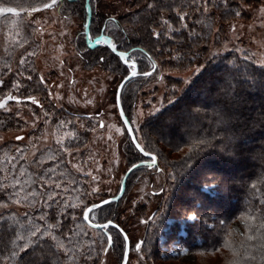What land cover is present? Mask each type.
Listing matches in <instances>:
<instances>
[{
    "label": "rangeland",
    "instance_id": "rangeland-1",
    "mask_svg": "<svg viewBox=\"0 0 264 264\" xmlns=\"http://www.w3.org/2000/svg\"><path fill=\"white\" fill-rule=\"evenodd\" d=\"M22 1L24 0H0V50L7 51L8 47L17 49L18 54L15 55L14 60L16 59L21 67V70L17 72L16 67L18 66L14 60L4 61L1 64L0 78H8L9 84L0 92V102L4 101L8 94L18 99L8 101L7 111L0 108L1 114L13 115L16 119L13 127H0V213H10L12 217H15L14 211L18 217H26V222L22 223L29 225L22 226L21 229L25 232L19 234L29 238H32L30 229L39 227L43 232L48 224H55L59 221L61 226L56 228L53 234L67 248L77 246L76 253L80 261L75 264H92V259L97 256L98 252L100 255L96 264H104L105 261L107 264H115L118 256L112 252L105 256L96 245L97 241H103L101 233L93 231L89 225L90 228L81 222V207L93 199L86 195L92 183V176L98 179H109L107 169L113 166L114 161L119 157L120 163L111 174L115 179L111 181L110 187L104 186L106 192L115 195L120 189L123 170L127 167L123 155L124 144L121 143L124 138L120 132L116 131L121 124L111 109L113 87L107 79L110 72L100 67L85 68V62L76 48V42L80 36L77 32L82 28V19H77L71 13L69 15L65 5L60 4L62 0H56V5L51 8H44L43 5L52 4V0L26 2L25 4ZM104 1L110 4L113 2L117 7V12L110 13V15L128 14V20H138L140 10L133 7V4L125 3V0ZM216 1L224 5L223 0ZM255 1L247 0L244 12L248 16L241 15L224 22L227 37L219 35L218 40L221 42L218 46L212 47L213 52L224 53L234 50L241 57L244 56L243 53H247L249 59L253 60L256 65L264 62V16L258 11L264 4V0ZM240 2L241 0H236L235 3ZM93 3L98 9V0H93ZM58 5H61L60 10ZM208 8L210 9V5ZM175 13L178 16L180 27L187 28L184 27L188 24L186 16L181 21L178 15L187 12L176 9ZM205 14L209 15L210 11ZM124 18L121 20L125 21ZM165 20L171 28H174L173 23L165 14L160 19L161 26L157 28V31L161 32L162 27H168L163 24ZM85 22L86 19L83 28ZM28 29H31L30 33H33L32 39L31 34L27 33ZM218 29L219 24L215 25L214 32H218ZM214 35L213 33L212 41ZM30 58L33 60L36 76L39 80L43 77L45 81L43 89L46 91V101L38 94L29 92L23 95L21 91L13 87L16 83L22 86L23 81H28V71L22 68L25 63L31 61ZM22 59L25 61L23 65L20 63ZM147 66L149 69L150 63ZM197 66L189 69H195ZM148 71H151V68ZM186 74H190L188 69L179 71L178 74L176 70L161 69L149 77L140 76L132 80L130 83H134L139 78L138 81L146 82L138 91L139 95L129 113L133 119H136L137 111L142 110L144 113L140 118V123L133 126L140 127V124L151 116L148 114L152 105L147 104L148 100H152L155 106H160L163 100L166 106L165 97L171 96L170 90L177 85L169 87L165 78L178 79V76ZM217 74L214 72V75ZM160 76L164 77L163 82H160ZM29 97H34L39 104H32ZM257 110H259L258 107ZM45 111L49 113L47 118L44 116ZM46 119L47 123H45ZM61 121L65 123L61 125ZM102 124L104 127H101ZM164 132L166 134V131ZM136 135L140 137V132ZM170 135L173 136V134ZM18 136L23 139L18 140ZM110 136L111 141L108 139ZM58 139L62 140L63 146L69 149L71 155L63 151L61 145L57 143ZM251 144L253 143L245 142L242 145L247 148ZM169 156L174 157L175 154L169 153ZM35 162L38 164V171L34 170ZM49 169H55V172L49 174ZM203 169L205 172L211 170L209 166ZM167 171L170 172V169L167 168ZM236 171V174L229 175L230 179L236 176L243 178L245 172L242 167ZM89 172L92 175H86ZM165 176V172L153 168H141L130 174L129 178L127 177L131 178L132 188L119 201L120 208L127 205L145 206L146 212H149V226L143 227L142 223H139V216L134 223L127 226L130 237L134 240L142 239L146 229L149 233H159L157 240L160 252L153 257L156 264H223L226 262L227 257L229 258L226 250L220 249L215 253L197 254L188 247L186 239L181 238L186 235L184 224L191 221L184 218L166 217L164 194L160 198L162 207L158 208L157 195L153 193L158 192L161 186L167 189L168 183ZM221 176L225 179L228 177L223 174ZM43 180L47 183H43ZM56 184L60 187L56 188ZM212 186L203 189L208 191ZM184 187L191 191L189 186L184 185ZM47 191H52L56 203L48 201ZM40 193H45V195H40ZM33 194L37 198L41 197L37 205L33 204L35 208H32L28 202ZM46 203L52 204V207L57 206L55 220L50 216L52 207H45ZM73 205L75 207H72ZM60 210H63V214ZM227 211L223 209L221 212L228 214ZM42 215L46 217L47 223L39 219ZM73 216L77 217L76 222L72 221ZM63 218L67 219L65 228L62 227ZM143 220L144 217L141 221ZM239 224V221H236L230 225L238 234L241 231ZM211 225L212 222H209L207 226ZM43 238L50 240L59 249L60 245L57 241L51 240L47 235L41 239ZM89 251L92 252V258L82 255ZM61 252L65 258L61 264H72V255L68 256L64 251ZM130 255L132 264H136L135 253H130ZM5 256L7 255H0V261ZM9 264H14V262H9Z\"/></svg>",
    "mask_w": 264,
    "mask_h": 264
},
{
    "label": "trees",
    "instance_id": "trees-1",
    "mask_svg": "<svg viewBox=\"0 0 264 264\" xmlns=\"http://www.w3.org/2000/svg\"><path fill=\"white\" fill-rule=\"evenodd\" d=\"M35 1L40 2L42 0H24L22 2L25 4L26 2L34 3ZM124 2L129 5L133 4V7H137L140 10L138 20H128L127 14L116 16L118 19L115 22L109 21L108 17L113 16L110 13L117 12L115 4L113 2L110 4L104 0H98L97 9L94 6L93 0H89L88 3H90L91 9L89 33L93 38L96 37L99 34L98 30L104 28L107 22L105 35L112 37L115 42L122 46V50L127 51L134 59L140 61V68L142 70L148 69L149 56L152 57L153 62L157 63V70H176L178 62L169 60L167 55L169 50L173 54L181 51L187 54L188 57L198 54L200 57L199 62L203 63L213 53L212 47L214 45L218 46L221 42L218 40L219 35L227 37L224 22L235 17L233 12L236 10L237 5L235 3L236 0H229L227 7L215 0V4H209L210 14L208 15L192 6V0H125ZM147 3H153V9L148 10L143 7ZM60 4L65 5L66 12L69 15L71 13L77 19H82V28L77 32V35L80 36L78 37L79 42L76 40V48L79 51L81 59L85 62V68L100 67L109 71L110 66L107 63H101L99 59L101 56H110L107 49L101 46L90 48L86 44L83 28V23L86 19L85 0H62ZM61 5H58L59 10ZM176 9H179L181 12H187V28L180 27L178 16L175 13ZM165 14L170 19V22L173 23L174 28L178 27L179 29L180 27V29L179 31H175L176 29L172 27L173 31L168 32L169 28L167 26L162 27L161 32L165 34L161 35L157 41L155 37L147 35L145 23L151 16L155 17L161 26L160 19ZM242 16H248V14L243 11ZM123 17H125V21H122ZM218 24L219 31L215 33L214 27ZM149 27H156V24H152ZM30 30L28 29L27 33L31 34L32 39L34 36L33 33H30ZM213 33L215 35L212 41ZM160 50H163L165 55L161 56L159 54ZM17 54L18 50L10 49V47H8L7 51L0 50V71L2 69L1 64L4 61L12 62ZM224 56H228L229 59L227 61L223 60L222 57ZM229 61H236L234 71L240 74V79L237 82L236 100L231 104L225 102L222 97L216 96L217 85L221 83L223 73L226 69L232 67ZM14 62L18 66L16 67L17 72L20 71L21 67L17 63V60L15 59ZM195 65H198L197 61L193 60L189 63L188 59H184L183 67H180L178 71L189 69ZM22 70H27L28 76L31 75L32 79L23 81L22 86L18 90L23 95H27L29 92L38 94L46 101V91L36 76L33 60L31 59V61L25 63ZM214 72L218 74L214 75ZM248 75L254 76L256 78L255 81L247 79ZM0 80L4 81V84L0 85L1 92L4 90L3 87L8 86L9 80L8 78H0ZM138 80L134 83H129L131 85H126L125 96L131 97L125 103L127 113H130L132 104L139 95L138 91L146 83ZM176 80L170 77L165 78L169 87L172 85L182 87V81L180 84H176ZM218 105H224L225 111L236 118L230 128V131L234 132L238 137V140L235 142V155L231 157L225 156L216 147L205 148L192 165V168L188 170L184 177H181V185L189 186L191 191H196L201 187L198 181L203 178V175L205 173H214L216 175H227L226 180L230 187L228 191L216 190L215 185L210 187L208 191H204L203 188L200 189L203 194L202 198L205 200V206L201 209L202 214L205 216L202 218L207 219V215L211 213L212 218L207 219V222H212V225L207 226L194 221H188L184 224L186 235L181 239H186L185 242L188 247L197 254L215 253L220 249L226 250L229 258L227 257L226 262L223 264H264V228L260 227L261 224H264V206L261 205V201L264 200V185L258 182L261 165L259 161H254L251 158V153L261 147V145H264V123H261L259 119L264 115V68L256 65L249 58L245 60L244 56L241 57L234 50L220 53L199 75L193 77L191 83L185 86L181 93L177 94V98L173 103L166 104L161 111L151 115L143 122L142 126L145 128L143 133L140 132L141 142L147 143L143 139L146 135L151 142L149 148L152 152L158 154L157 162L160 167L168 168L170 172L173 170L179 172L183 167L185 152H187L189 146L200 139H207L218 144L220 141H215L214 137H222L226 131H229V129H221V125L215 115L213 108ZM49 106L53 109L50 103ZM257 107L259 110H257ZM197 109L199 110L198 112ZM190 112H193V115L184 124ZM170 117L177 118V123L170 125L168 123ZM14 123H16V119L13 115L0 113V127H13ZM154 129H163L162 136L157 135L153 131ZM164 131H166V134ZM170 134H173V136ZM245 142L253 144L246 148L242 145ZM169 153H174L175 156L170 157ZM205 166H209L211 170L205 172L203 169ZM34 167V170L38 171V164L36 162ZM239 167H242V170L245 172L243 178L236 176L230 179L229 175L236 174V170ZM128 178L127 190L123 193V197L132 188L130 181L132 176L130 179ZM167 183L169 186L170 181H167ZM252 183H257V190L251 189ZM162 196L163 194L156 196L159 204L158 208L162 207V199H160ZM40 198L35 197L33 199V197H30L28 199L32 208H35L33 204H36ZM190 206L189 204L165 206V215L166 217L171 216L175 219H181L183 218L184 208ZM212 206L215 209L211 208ZM56 207V205H53L50 213V216H52L55 212V218L57 217ZM223 209H227L229 213L223 214L221 212ZM111 211L112 216L110 218H118V223L127 230L128 234L129 230L127 226L134 223L138 216L139 223H141L143 217L144 220H149V212H146L145 206L132 207L131 205H127L120 208V204L118 203L112 205ZM13 213L15 217H12L10 213H0V255H8V249H10L11 245L8 244L5 247V242L8 241L9 237L15 238L13 230H15L16 234L24 233V229H21L22 226L27 227L29 225L28 223H22L26 222V217H18L16 212L13 211ZM251 217H255V219H251ZM236 221L240 223L241 231L239 234L230 226ZM61 222H63V228L67 227V219L63 218ZM82 223L86 227L90 226L86 222ZM147 225L142 223L143 227ZM158 234L156 232L149 233L146 229L142 237V239H147L148 241L145 253L149 250L151 252V255H146L147 264H156L153 257L157 256L158 252H160L157 240ZM249 236L253 238L248 239ZM40 246L44 249V254H47L50 258V264H61L64 261L65 258L62 252L50 240L46 238L41 239ZM76 247V245L71 246L73 250L71 259H74L75 263L80 261L79 255L76 253ZM112 253L118 257L120 255L118 250ZM37 255H41V258L43 257V254L39 252H37Z\"/></svg>",
    "mask_w": 264,
    "mask_h": 264
},
{
    "label": "snow or ice",
    "instance_id": "snow-or-ice-1",
    "mask_svg": "<svg viewBox=\"0 0 264 264\" xmlns=\"http://www.w3.org/2000/svg\"><path fill=\"white\" fill-rule=\"evenodd\" d=\"M225 7L228 6L229 0H223ZM209 4H215V0H192V6H194L197 10L202 12H209L210 9L208 8ZM247 4V0H241L239 4L236 5V10H234L233 15L235 17H240L242 12L245 9V5ZM56 5V0H52V4H44V8H51ZM86 11L90 10V3L86 4ZM143 7L147 8L148 10L153 9V3H147ZM262 16H264V4L258 9ZM179 19L183 21L187 13L178 14ZM116 16H109V21H117ZM152 24H156V27H149ZM163 24L168 25L169 31H173L171 25L168 24V21H163ZM86 28H90V25L85 24ZM157 27H160V24L156 21L155 17H151L146 20L145 23V30L147 35L150 37H155L157 41L164 35L165 33L157 31ZM187 27V25H184ZM107 30V22L105 23L104 28L98 30V35L95 37V43L97 46H101L107 49L110 53L109 57L101 56L100 62L107 63L109 67V76L107 79L112 83L113 87V94L111 100V109L115 113V116L121 127L116 128L117 132L123 136V140L121 143L124 144V157L127 162V167L123 170L124 171V184L121 189H118L119 195H113L111 192H106L104 186L108 185L110 187L111 181L115 179L111 174L115 171V168L118 167L120 160L119 157L114 161L113 166L107 169L109 174V179H98L96 176H92V183L89 185V191L86 195L91 196L93 199L88 204H84L81 207V215L82 221L81 222H88L91 221L90 227L93 231L99 232L103 236V241H97L96 245L103 252L105 256L109 254V252L119 251L120 255L115 261V264H132V259L130 253H135L136 255V264H147L146 255H151L150 250L145 253L146 245L148 244L147 239H132L127 230L122 227L118 223V218L113 219L110 218L112 216V205L118 204L121 199H123V193L127 190V179L126 177L130 174L136 172L140 168H153L160 172H165L166 181H170L169 186L167 189L163 186L159 188L158 192H154L153 195L159 196L160 194H164L165 196V204L166 206L170 205H191L188 208H184L183 211V218L185 220L194 221L200 224L208 225L207 219L212 218V214L209 213L207 215V219L202 218L205 215L202 214L201 209L205 206V200L202 198V192L200 191L201 188L209 187L211 185H215L216 190L219 191H228L229 190V183L228 181L221 175H216L214 173H205L203 178L198 181L201 185L196 191H188L185 189L184 186L181 185V177H184L185 174L188 172L189 169L192 168V165L196 162V160L201 155L202 151L205 148H218L219 152L225 156H234L235 155V142L238 140V137L234 132L230 131L231 125L235 121V117L229 115L225 111L224 105H218L214 107L215 115L218 118V122L221 125V129H229V131L225 132V135L219 138H215L214 140H219L218 144L213 143L207 139H200L194 142L191 146L188 147L187 152H185L184 157V164L182 169L177 172L173 170L172 172H168L167 169L161 168L157 162V153L152 152L149 148V144L151 143L148 137L145 135L143 139L147 141V143L141 142V137L136 135L137 132L143 133L144 128L140 124V127H134L140 123V118L144 115L143 111H137L136 119H133L132 116L126 112L125 110V103L127 100H130L131 97L125 96L126 85L129 84L132 80L143 76L148 77L151 76L153 73L157 72L158 65L157 63L153 62L152 57L149 56L148 60L150 63L151 71L142 70L140 68V61L134 59L127 51L122 50V46L115 42V40L110 37L109 35H105V31ZM233 30L234 27H233ZM175 31H179L176 29ZM219 31V30H218ZM89 40H92L93 37L90 33H86ZM161 56L165 55L163 50L159 51ZM169 60L177 61V74L179 73L178 69L183 67L184 59H188L189 63L193 60L198 62V66L195 69H188V73L185 76H178L176 80V84H180L181 81L183 83L182 87H173L171 91V96H166L167 104H171L177 98V93H181L183 88L191 83L193 77L195 75H199L205 67L212 63V60H215L217 56L220 55L219 52H213L210 57H208L203 63H200V57L198 54H193L191 57H188L187 54L177 51L175 54L171 50L167 52ZM230 55V54H229ZM244 59L248 60V54L243 53ZM223 60H228V56L222 57ZM21 65L25 63L22 59L20 61ZM232 67L225 70L223 76L221 78V83L217 85L216 89V96L222 97L225 102L228 104L233 103L236 100V92H237V82L240 79V74L237 71H234V67L236 61H229ZM259 66L264 68V62L260 63ZM28 80H31L32 77L29 75L27 77ZM164 77L160 76V82H163ZM247 79L255 81L254 76H247ZM40 83L44 84L45 81L43 77L40 78ZM4 81L0 80V85H3ZM14 88L19 89L21 85L16 83L13 85ZM51 95V93H49ZM172 97H176L173 99ZM59 98V97H58ZM18 98L8 94L6 99L0 102V108L8 110L7 103L8 101L17 100ZM28 99L31 100L32 104H39V102L34 97H29ZM91 103V101H89ZM148 105H152V109L148 115H154L155 113L161 111L165 106L164 101L161 100L160 106L153 105L152 100L147 101ZM43 107L42 105H40ZM105 111L107 112L108 109L106 108ZM199 110L197 109V112ZM49 113L47 111L44 112L45 118H47ZM193 112H190L184 124L192 117ZM260 122L264 123V115L260 118ZM47 123V119L45 120ZM61 125L65 122L61 121ZM168 123L174 124L177 123V118L170 117ZM101 127H104L102 124ZM157 135L162 136L163 129H154ZM18 140L23 139V137H17ZM110 141L112 137L108 138ZM57 143L61 145L63 151L68 152L69 155L72 153L69 151L68 148L63 146L62 140L58 139ZM54 158V157H53ZM147 158L148 162H145ZM251 158L254 161H259L261 165L260 175L258 177V182L261 185H264V145H261L258 149L251 153ZM55 172V169H49L48 173ZM86 175H92L90 172L86 173ZM43 183H47L46 180L42 181ZM56 188L60 187L59 184L55 185ZM252 190H257V183L251 184ZM47 199L52 203H56L55 197L52 191H47ZM40 195H45V193H40ZM33 199H35V194H33ZM199 205V207H197ZM261 205L264 206V200L261 201ZM45 207H52V204L46 203ZM3 207H7V205H3ZM72 207H75L74 205ZM61 214H63V210H60ZM39 219L45 220L47 223L46 217L44 215L40 216ZM52 219H55V212L52 215ZM151 219V218H150ZM251 219H255V217H251ZM77 217L73 216L72 221L76 222ZM101 220L103 221L101 223ZM141 223L149 224V220H143ZM61 225L59 221L55 224H48L47 228L41 232L39 227H35L30 229L31 237L36 238L33 240L32 238L27 237L26 235L16 234L15 230H13L14 239L9 237L8 241L5 242V247L8 244L11 245L10 249H8V255L4 257L0 264H9V262H14V264H50V258L47 254H44V249L40 246V240L45 235L49 236L51 240L57 241L60 245L58 250L64 251L65 255L71 256L73 250L71 248H67L65 245L59 242L58 237L53 234L54 230ZM261 228H264V224L260 225ZM71 231V229H70ZM39 233V236H38ZM253 237L249 236L248 239H252ZM37 252L43 254L37 255ZM88 258H92V252L89 251L86 254ZM100 252L97 253V256L92 259V264H96L97 260L99 259ZM72 264H75V260H72ZM104 264H107L105 261Z\"/></svg>",
    "mask_w": 264,
    "mask_h": 264
},
{
    "label": "water",
    "instance_id": "water-1",
    "mask_svg": "<svg viewBox=\"0 0 264 264\" xmlns=\"http://www.w3.org/2000/svg\"><path fill=\"white\" fill-rule=\"evenodd\" d=\"M88 2H89V0H85V3L86 4H89ZM90 21H91V10H88V11H86V22H85V24H88L89 25L90 24ZM86 33H89V28H86L85 25H84V34H85V39L87 41V44L89 45L90 48L96 47L97 45L95 43V37L92 40H89L88 37H87V35H86ZM145 162L147 163L148 160H145ZM127 177H126V179H127ZM123 184H124V174H123V176L121 178V181H120V189L123 187ZM119 194L120 193L118 191L115 195H119ZM86 223L88 225H90L92 222L91 221H88Z\"/></svg>",
    "mask_w": 264,
    "mask_h": 264
},
{
    "label": "flooded vegetation",
    "instance_id": "flooded-vegetation-1",
    "mask_svg": "<svg viewBox=\"0 0 264 264\" xmlns=\"http://www.w3.org/2000/svg\"><path fill=\"white\" fill-rule=\"evenodd\" d=\"M145 160H147V158Z\"/></svg>",
    "mask_w": 264,
    "mask_h": 264
}]
</instances>
